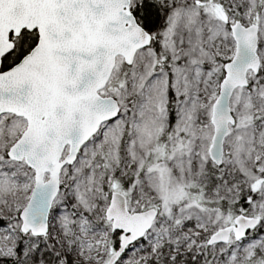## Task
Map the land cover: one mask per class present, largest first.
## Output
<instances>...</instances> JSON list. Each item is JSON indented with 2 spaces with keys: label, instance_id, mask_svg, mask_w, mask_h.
Returning a JSON list of instances; mask_svg holds the SVG:
<instances>
[{
  "label": "snow or ice",
  "instance_id": "6c2138e0",
  "mask_svg": "<svg viewBox=\"0 0 264 264\" xmlns=\"http://www.w3.org/2000/svg\"><path fill=\"white\" fill-rule=\"evenodd\" d=\"M0 264H264V0H0Z\"/></svg>",
  "mask_w": 264,
  "mask_h": 264
}]
</instances>
